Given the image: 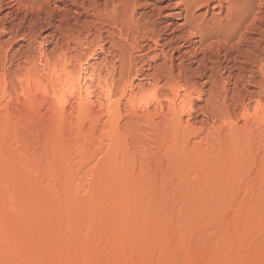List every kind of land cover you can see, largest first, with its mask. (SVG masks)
<instances>
[{"label": "rangeland", "instance_id": "obj_1", "mask_svg": "<svg viewBox=\"0 0 264 264\" xmlns=\"http://www.w3.org/2000/svg\"><path fill=\"white\" fill-rule=\"evenodd\" d=\"M203 1L0 0V264H264V6Z\"/></svg>", "mask_w": 264, "mask_h": 264}, {"label": "bare ground", "instance_id": "obj_2", "mask_svg": "<svg viewBox=\"0 0 264 264\" xmlns=\"http://www.w3.org/2000/svg\"><path fill=\"white\" fill-rule=\"evenodd\" d=\"M161 1V0H160ZM192 1H195V2H197L198 0H190V2H192ZM206 1V2H205ZM205 1H203V2H205V3H207L208 5V8H210L209 6V4L210 3H208V1L207 0H205ZM211 2H216L213 6H215V7H218L219 9H221V11L222 10H224L225 8H227L228 10H233V12L235 13H237L238 14V12L236 11V8H237V10H239L240 8H239V6L240 7H247L248 8V11H249V9H250V11H252V10H254V13L253 14H258V13H260L261 11H263V10H261L262 9V7L264 6V0H210ZM227 3H226V2ZM254 2H256V3H254ZM192 3H194V2H192ZM194 5V4H193ZM203 5V4H202ZM226 5V6H225ZM212 6V7H213ZM165 8V7H164ZM192 8V7H191ZM239 8V9H238ZM133 9V8H132ZM183 9V8H182ZM181 9V10H182ZM227 9H225L226 11H227ZM208 10V9H207ZM224 10V11H225ZM241 10V9H240ZM239 10V11H240ZM191 10H190V6H185V10L183 9V12H185V14H184V18H185V20H187L188 18H191L192 17V13L190 12ZM193 11V10H192ZM249 11V12H250ZM182 12V11H181ZM181 12H180V10H179V13H178V15H181ZM228 12H230V11H228ZM227 12V13H228ZM232 11H231V13H233ZM233 13V15H235ZM142 14H144V13H142ZM227 16V15H226ZM253 16V15H252ZM255 16V15H254ZM253 16V17H254ZM257 16H260V15H257ZM256 16V17H257ZM251 18V17H250ZM258 18V17H257ZM252 19V18H251ZM253 19H255V18H253ZM253 21V20H252ZM255 22V21H254ZM252 23V22H251ZM253 25V24H252ZM255 25V24H254ZM61 81V80H60ZM65 81H63V83H64ZM71 85V84H70ZM78 85V84H77ZM64 88V87H63ZM78 88V87H77ZM60 89V88H59ZM58 89V90H59ZM62 89V88H61ZM87 89V88H86ZM85 89V86H84V91L86 90ZM64 90V89H63ZM78 90H80V89H78ZM57 93V92H56ZM89 93V92H88ZM77 94H79V93H77ZM59 95V94H58ZM87 96V95H86ZM59 98V97H58Z\"/></svg>", "mask_w": 264, "mask_h": 264}]
</instances>
